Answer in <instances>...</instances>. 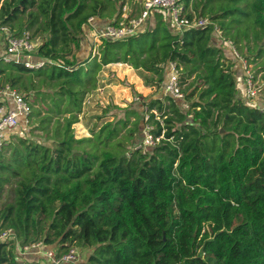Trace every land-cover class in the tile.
<instances>
[{"label": "trees", "instance_id": "1", "mask_svg": "<svg viewBox=\"0 0 264 264\" xmlns=\"http://www.w3.org/2000/svg\"><path fill=\"white\" fill-rule=\"evenodd\" d=\"M179 1L210 24L176 31L155 11L142 32L79 57L88 19L116 24L130 0H0V26L29 31L54 62H0V86L31 106L28 134L0 152V231L14 233L0 264H47L17 253L39 241L77 248L81 264H264V111L241 99L240 66L221 46L264 71V0ZM169 62L190 80L182 100L135 94L143 111L110 105L100 117L117 116L75 136L105 66L128 65L163 92ZM145 127L159 140L143 151Z\"/></svg>", "mask_w": 264, "mask_h": 264}, {"label": "built area", "instance_id": "2", "mask_svg": "<svg viewBox=\"0 0 264 264\" xmlns=\"http://www.w3.org/2000/svg\"><path fill=\"white\" fill-rule=\"evenodd\" d=\"M126 5L122 8L121 18L114 22L92 26L94 18H89L86 27L89 29V39L94 47L98 48L102 40H123L138 32H142L149 22L153 12L164 11L172 28L181 31L187 28H202L209 25L207 18H187L183 15V6L179 0H140V11L137 16L129 17L126 13ZM92 26V27H91ZM85 27V28H86ZM90 27V28H89ZM215 32V31H214ZM219 37V33H214ZM40 42L32 38L29 31H24L19 35H14L7 26H0V62L18 63L28 69H39L45 65L54 64L53 61L40 59L37 50ZM223 47L229 49L231 55L240 66L239 74L236 78L237 89L241 99L249 106L260 108L264 111V71L255 72L253 66L248 64L236 51L232 43L228 40L223 43ZM236 65V66H238ZM168 80L164 86V95L175 100L184 98V85L180 82V69L176 62H169ZM0 152L7 144L8 136L19 134L24 128H29L31 106L28 100L16 89L8 84L0 86ZM156 115V111H152ZM148 115L145 116L147 120ZM19 126L22 129L19 131ZM146 127L143 140L137 146L143 151L159 140L149 133ZM29 130L26 132L28 134ZM25 135V134H23ZM14 240V233L11 229L0 231V243H9ZM45 247L42 242L29 243L17 248V253L21 259V254L31 253L34 256L41 255V248ZM80 251L71 247L63 253L57 249L49 248L38 261L47 264H81Z\"/></svg>", "mask_w": 264, "mask_h": 264}, {"label": "rangeland", "instance_id": "3", "mask_svg": "<svg viewBox=\"0 0 264 264\" xmlns=\"http://www.w3.org/2000/svg\"><path fill=\"white\" fill-rule=\"evenodd\" d=\"M135 2V1H134ZM190 13L189 9L184 12L183 15H187ZM193 17H196L193 15ZM35 39V38H34ZM40 42L38 39H35ZM90 39L84 38L76 43L79 48L77 51V56L79 57H87L90 53V49L93 52V46ZM90 42V43H89ZM222 48L223 43L221 44ZM97 48L94 47V52H96ZM99 82L98 87L93 92L89 93L84 101L82 113L79 115L78 122L73 125L74 134L77 138L89 137L92 130H97L101 124L110 120L113 117L117 116L114 110H112L111 115L100 117L103 115L102 110L105 108H109L110 105L117 106L121 109H137L139 112L143 111L138 109V101L135 97V94H139L142 97H152V96H160L164 94L161 88H156L155 86H151L146 84L143 77H140L139 73L125 64H110L105 66L102 71L98 75ZM190 80L186 84H184V89L188 86ZM183 107L181 109L185 112L186 106L184 101L182 102ZM147 114L145 113V116ZM100 117V118H99ZM22 129V126H19V131ZM146 129V127H145ZM142 131L144 137V131ZM28 128H24L19 134H15L17 136H24L28 131ZM209 144H215L212 141L208 142ZM217 147L219 143L215 144ZM49 247L45 246L41 248V256L48 251Z\"/></svg>", "mask_w": 264, "mask_h": 264}, {"label": "crops", "instance_id": "4", "mask_svg": "<svg viewBox=\"0 0 264 264\" xmlns=\"http://www.w3.org/2000/svg\"><path fill=\"white\" fill-rule=\"evenodd\" d=\"M135 1V2H134ZM126 5V7H127V11H126V13H127V15L129 16V17H133V16H137L138 14H139V11H140V0H130V3L128 2V3H126L125 4ZM105 22H107V21H105ZM105 22H102L103 24L105 23ZM99 23L97 22V20L96 19H94V21H93V23H92V26H94V25H96V26H100V25H98ZM102 25V24H101ZM91 26V27H92ZM90 28V27H89ZM85 31H86V34H87V38L89 39V29H88V27H86V29H85ZM41 255H38V256H34V255H32L31 253H25V254H21V259L22 260H26V261H28V260H39V259H41L42 257H40Z\"/></svg>", "mask_w": 264, "mask_h": 264}, {"label": "water", "instance_id": "5", "mask_svg": "<svg viewBox=\"0 0 264 264\" xmlns=\"http://www.w3.org/2000/svg\"><path fill=\"white\" fill-rule=\"evenodd\" d=\"M221 133H223V131L221 130Z\"/></svg>", "mask_w": 264, "mask_h": 264}]
</instances>
